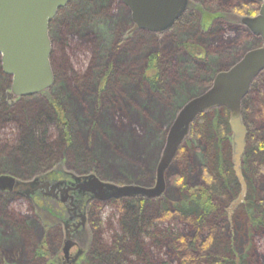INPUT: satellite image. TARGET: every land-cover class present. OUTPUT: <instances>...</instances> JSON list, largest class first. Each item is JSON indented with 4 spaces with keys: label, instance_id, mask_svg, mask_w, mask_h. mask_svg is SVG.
<instances>
[{
    "label": "rangeland",
    "instance_id": "1",
    "mask_svg": "<svg viewBox=\"0 0 264 264\" xmlns=\"http://www.w3.org/2000/svg\"><path fill=\"white\" fill-rule=\"evenodd\" d=\"M196 2L214 13L225 15L238 12L236 6L223 7L212 0ZM250 3L244 5L250 6ZM188 12L189 15L192 13ZM194 13L196 16H194L193 23L185 26L188 29L183 35L178 34L177 26L179 24L163 34H158L142 29L133 31L131 11L122 0H74L72 7L61 13L58 21L52 26V62L55 73L53 87L35 96L15 99L13 106L17 109L15 117H18L19 120L20 116L35 110V108L38 111L42 108L48 109L50 97L60 91L66 103L70 122H73L72 126L76 125V121L85 125L86 116L79 113L81 109L87 110L89 115H93L89 121L95 116L98 125H100L99 120L103 123V126L98 129L95 127L96 123L93 124L94 132L92 134L94 136H90V145L87 147L88 154L94 158L91 169L97 170L101 177L120 184L154 186L158 163L166 143L167 130L176 113L191 97L208 89L211 86V80L217 73L229 69L249 50L260 46L259 39L238 22L239 20L233 16L234 14L227 19H217L213 25L206 28L201 16L197 12ZM69 17L71 21H66V19L70 20ZM120 35L123 36L122 39ZM223 35L230 42L229 46L218 45L221 43L220 39ZM119 36L121 40H119ZM128 36H130L129 39ZM181 42L200 43L207 51L201 55H194L186 47L179 45ZM227 50L228 52H226ZM159 52L164 59L163 67L166 77L171 75L167 85L168 91L162 97L153 94L142 77L148 57L152 53ZM168 53H171V58L167 57ZM1 66L0 88L6 87V91H9L7 78L1 75ZM113 68L114 72L120 70L137 75L135 86L123 95L125 99L118 97L120 101L116 108L113 103L116 93L113 92H117L120 86L118 76L113 73L107 80V84L104 81L106 74L111 73ZM88 74L92 89L96 88L94 91L98 104L96 108L87 104L82 105L81 108L77 106L79 99L78 78H87ZM84 81L80 82L81 90H85L87 86ZM104 86L105 91H103ZM0 116V173L7 170L8 174L14 176H29L38 170H47L56 164L71 171L90 170L75 161L73 152L68 151L67 153L64 148V132L53 123L47 126V141L53 145L51 155L49 154L46 158V153L41 154L40 156L47 160H43L41 169L34 167L28 159L25 160L20 156L17 149L22 142L21 124L7 118L5 112ZM105 117L111 122L103 121ZM104 130H106L105 133ZM121 130L126 131L127 134L135 132L136 140L132 136H127L126 139L129 142L122 141L125 135H121ZM74 131L73 128L71 132L76 133L78 139L80 131L78 128ZM95 132L96 134H94ZM131 143H139L140 148L131 151L129 156L125 154L124 161L112 159V156L118 151L119 145L130 146ZM193 143L194 147L191 148L189 154L194 168H186L187 174H185L181 170V164L173 161L165 173L166 190L164 194L156 199L149 198L150 200H158L164 196L171 201L177 200L181 195L178 183L180 179L182 183L188 185H186L188 188L202 185L204 182L203 173L206 169L201 157L202 148L196 140ZM231 147L233 153V146ZM6 155H9V158ZM95 170L92 172H96ZM154 181L155 183H153ZM150 184L151 186H149ZM258 189L264 192V181L259 183ZM236 199H228V202L224 203V206H227L226 232L224 231V233L231 237V241L235 244L236 261L238 259L239 264L241 263L239 255L246 247L250 258L249 264H259L260 262L264 264V227L251 236L247 218L237 214L240 207L230 213V208ZM117 204L115 201L113 204L105 205L100 213L102 227L99 229L101 235L109 242L115 231L119 230V207ZM0 207H4L5 210L4 212L0 210V219L9 223V225L4 224L3 234L6 232L12 234L13 224L25 222L29 228H32L33 233L32 241L28 240L25 244L29 246V252L31 249L36 251V248L43 244L47 250L44 257L38 256L36 260L32 259V262H29L24 259V247L20 246L21 248L17 250L11 249L1 240L0 257L3 258V261H0V264H50L52 259L61 253L59 252V240L56 236L59 229L51 228L53 230H50L47 226V219H41L26 200L17 198L10 202L0 196ZM154 208L152 211H155ZM94 220L92 221L94 222ZM166 225L180 233L193 234V230L187 228L180 221L174 220L163 226ZM94 229L90 237L93 234L95 236L96 231L99 230H97V226L96 231ZM20 240L22 239L20 238ZM87 243L84 244L85 249L90 247V242ZM152 245V243L147 244L146 247L152 264H180L178 257L171 249L166 246L158 249Z\"/></svg>",
    "mask_w": 264,
    "mask_h": 264
},
{
    "label": "trees",
    "instance_id": "2",
    "mask_svg": "<svg viewBox=\"0 0 264 264\" xmlns=\"http://www.w3.org/2000/svg\"><path fill=\"white\" fill-rule=\"evenodd\" d=\"M212 1L223 7L236 6V11H242L249 7L244 4L251 0ZM198 7L202 14L203 24L206 28H209L213 19L218 16V12L213 14L200 5ZM194 12L197 11H192L190 15L187 12L179 20L177 23L179 24L177 26L178 34L183 35L188 29L185 26L193 23L194 16H196ZM197 14L199 15V12ZM67 20L71 21V18ZM220 40L221 43L218 45L229 46L230 42L226 36H221ZM179 45L186 47L194 55H201L207 51L200 43L181 42ZM171 56V53L167 54V57L171 58ZM163 61L164 59L160 52L152 53L147 59L142 74L143 80L150 91L155 95H159V97L167 93L168 80L171 79L170 74V76L166 77ZM113 73L118 76V84L120 85L117 92H113L114 94L116 93V99L113 102L116 108L120 98L125 99L123 95L129 90L131 91L133 86H135L137 75L120 70L114 72L113 68V71L104 77L106 84ZM1 75L7 78V84L10 87L12 78L4 73L2 66ZM88 78H90L89 74L87 78H78L79 99L77 106L80 108L84 104L94 108L98 105L97 97L94 95L96 88L92 89L91 81ZM82 81L87 84L85 90H81L80 82ZM210 84H212V80ZM105 90L106 88L103 89V91ZM5 95L6 87L0 88V115H4L5 112L7 118L16 120V122L21 124L22 142L17 149L23 159H28L34 167L41 169L43 157L40 155L46 153L47 158L53 149V145L47 141L46 137V128L53 123L64 132V148L67 153L68 151L73 152L74 159L79 165L91 171L95 170L91 169L94 158L88 154L87 147L90 145V136H94L92 134L94 132V129L92 130L93 124L96 123L95 127L98 129L103 126L102 121L99 120L100 125H98L95 116L94 119L89 121V118L93 115L91 116L87 110L81 109L79 113L86 116L85 125H81L80 122L76 121V125L72 126L73 122H70L66 103L60 91L50 97L48 109L42 108L38 111L35 108L36 111H25L26 113L20 116L18 120V117H15L17 109L7 105ZM119 96L120 98H118ZM94 97H96L95 100ZM242 116L248 130L246 153L243 158V175L248 185V194L237 214L244 215L247 218L252 236L257 230L264 227V192L258 189L259 183L264 181V72L254 80L250 92L243 100ZM229 119L230 112L226 107L215 108L199 115L192 125L187 142L181 146L174 160L176 163L179 162L181 164L182 172L187 174L186 168H194L189 151L191 152V148L194 147L193 142L195 140L199 142L202 148L201 157L206 167L203 173L204 182L202 185L188 188V185L182 183L180 179L178 183L181 195L175 201H171L165 196L158 200H150L143 197L116 200L119 207V230L115 231L110 242L107 241L101 235L102 220L96 217L97 230L100 229L96 231L95 226L96 233L93 243L87 255L78 264H137L138 262L141 264H152V259L146 249L147 244L151 243L153 244L152 246H156L158 249H162L165 246L171 249L178 257L180 264H237L235 244L231 241V237L224 233L227 207L224 206V203L226 204L228 199L237 198L241 190L232 162V132ZM103 121L111 122L106 117ZM73 128L75 131L77 128L80 131L78 139L76 138V133L73 134L71 132ZM105 132L106 130H104ZM121 135H125L122 141L128 142L129 140L126 138L132 136L136 140L137 137L135 132L127 134L124 130H121ZM121 147L122 149H120ZM138 148H140L139 143H131L130 146L119 145L118 151L112 156V159L124 161L125 154L129 156L131 151H136ZM6 157L9 158V155H6ZM128 169L130 168L128 167ZM95 171L98 174V171ZM153 207H155V211H152ZM174 220L182 222L187 228H191L193 234L187 235L186 232L180 233V231H176L169 225L163 226L164 224L172 223ZM4 224L9 225V223H5L4 220L0 219V241H4L11 249L17 250L24 247L25 260L32 262V259L36 260L38 256L44 257L47 254L45 244L36 248V251L31 249V252H29V246L25 244L28 240L32 241L33 233L32 228H29L25 222L13 224L12 234L7 232L3 234ZM35 254L36 256H33ZM239 258L241 259L240 264H249L250 258L246 247L240 252ZM0 261H3L2 257H0ZM259 264L263 263L260 262Z\"/></svg>",
    "mask_w": 264,
    "mask_h": 264
},
{
    "label": "water",
    "instance_id": "3",
    "mask_svg": "<svg viewBox=\"0 0 264 264\" xmlns=\"http://www.w3.org/2000/svg\"><path fill=\"white\" fill-rule=\"evenodd\" d=\"M71 0H0V57L4 73L12 78L9 97L40 94L53 87L55 75L51 62L52 42L50 23L61 8ZM130 9L134 29L161 33L189 9L190 0H123ZM240 22L262 37V45L249 50L236 64L217 73L211 87L188 100L180 109L169 128L163 153L157 167L156 183L152 187L137 184H117L101 180L96 174L74 176L87 179L94 197L106 200L126 197L159 198L166 190L165 173L181 146L190 136L196 118L212 109L226 107L230 112L232 132V162L241 192L233 202L230 213L244 204L248 185L243 175L248 130L242 116L243 100L254 80L264 71V0L260 13L243 17ZM17 180L11 175H0V189L34 192L48 183ZM56 186L52 190H55ZM66 191V190H65ZM68 191V189H67ZM52 193H50L51 195ZM70 243L65 247L68 253ZM237 262L239 263L238 259Z\"/></svg>",
    "mask_w": 264,
    "mask_h": 264
},
{
    "label": "flooded vegetation",
    "instance_id": "4",
    "mask_svg": "<svg viewBox=\"0 0 264 264\" xmlns=\"http://www.w3.org/2000/svg\"><path fill=\"white\" fill-rule=\"evenodd\" d=\"M196 1L198 0H190V7L185 13H187L188 11L192 12L196 10L197 12H199V15L202 16L200 8L198 7L199 4ZM73 2L74 0H71L66 7L61 8L58 11L57 15L52 19L50 23V38H51V31L53 24L58 21L61 13L68 11L70 7H72ZM250 2L251 3L249 7H247L242 11H238L237 13L234 12L233 13L234 15L232 13H228L225 15L218 13V16L213 19L211 25H213V23L217 19L220 18L227 19L228 17L230 18V16L232 15L235 16L237 20H239L238 22H240L241 18L243 17L257 16L260 13L262 7V0H251ZM206 11L215 14L210 10H206ZM185 13L174 23L173 27L179 22V20L185 15ZM240 23L244 25L246 28H248V30L251 32L252 35H254L256 38L259 39L261 46L262 37L256 35L247 24H244L242 22ZM132 24L134 25L133 19H132ZM173 27H171L169 30H171ZM167 31L158 34H163ZM120 36H119V40L123 38V36H121L120 39ZM129 38L130 36H128V39ZM52 56H53V42H52L51 62H52ZM52 67H53V62H52ZM214 78L212 79V83ZM10 90H11V86L9 87V91ZM9 91H6L5 96L8 99L6 100V103L8 106L13 108L16 100L13 101L11 100V98L9 97ZM26 97H31V96L18 97L16 99L19 100ZM47 133H46V137H47ZM42 159L44 160L46 158H42ZM92 171L91 170L86 172L71 171L70 169L63 168L58 164H56L55 166L52 165L47 170H38L29 176H17V175L14 176L12 174H8L7 171H3L0 173V175L3 174L11 175L15 177L17 180H21V181H33L35 179H38L37 182L39 183L42 184L48 183L47 186L43 185L42 188H38L34 192H31L30 189H26L22 191L0 189V196L2 198H5V200L6 199L10 200V202L15 201L17 198L26 200L30 204L32 209L35 211V213L39 215L41 219L43 220L47 219L46 220L47 226L50 228V230H53L51 228L59 229L58 234L56 236L59 240V245H60L59 252H61L62 254L58 253L57 256L52 259L53 262H51L50 264H63V263L78 264L79 262H81L83 258L87 255V252L93 243L94 234L91 237L90 234H92V230L96 226V222H97L96 217L100 218L101 209L104 208L105 205L107 204H113L116 200H120L116 198H110L106 200L98 199L94 197V194L89 191L86 185H84L87 179L85 180L81 178L79 180H76L74 178V176L86 177L89 174H96L103 181H110L117 183L115 181L105 179L100 175H98L97 172H92ZM54 186H56V189L52 190ZM50 193L52 194L50 195ZM134 198L137 197H130L129 199H134ZM0 210L1 211L3 210V212L5 211L4 207H0ZM93 219H95L94 220L95 223L92 221ZM86 242L88 243L90 242L89 245L90 247L89 248L86 247L85 249L84 244ZM69 243L71 247L69 248L68 253H66L65 247ZM237 264L239 263L237 262Z\"/></svg>",
    "mask_w": 264,
    "mask_h": 264
},
{
    "label": "bare ground",
    "instance_id": "5",
    "mask_svg": "<svg viewBox=\"0 0 264 264\" xmlns=\"http://www.w3.org/2000/svg\"><path fill=\"white\" fill-rule=\"evenodd\" d=\"M250 92V91H249ZM248 95V94H247Z\"/></svg>",
    "mask_w": 264,
    "mask_h": 264
}]
</instances>
